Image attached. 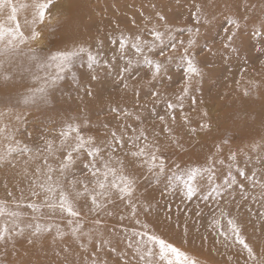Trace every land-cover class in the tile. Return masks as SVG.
Instances as JSON below:
<instances>
[{"label": "rangeland", "instance_id": "rangeland-1", "mask_svg": "<svg viewBox=\"0 0 264 264\" xmlns=\"http://www.w3.org/2000/svg\"><path fill=\"white\" fill-rule=\"evenodd\" d=\"M80 1L56 0L51 19H46L43 25H34L39 33L35 40H28L18 50L10 49L0 55V59L5 62L4 68L8 67L6 74L10 76L5 81L2 78L5 73L0 72V110L7 112L9 108L12 109L13 115L6 117L4 123L15 132L17 139L34 149L43 148L45 140L54 139L58 143L63 127L83 121L87 124L83 134L97 136L99 141L113 129H118L119 124L127 122L137 128L143 127L150 140L153 133H160L158 144L169 165L176 163L184 167L203 164L215 150V145L226 138L229 143L223 147L221 155L226 158L230 150L239 152L243 149L246 155L241 153L238 156L241 167H246L249 174L256 170L259 176L264 177V150L250 149L253 141L260 142L261 137H264V54L258 51L264 46V39L253 37L251 22L255 20L258 26L259 21L264 20V0H82L81 4ZM13 2L19 5L31 3V0ZM196 5L201 9V20L207 19L211 21L210 24H197L193 19ZM30 12L31 9H22L17 14L26 35H30V28L24 22L26 19L31 20ZM157 13L167 18L170 28L185 29L182 33L174 32L178 41L183 40L187 45L190 36L196 40L191 51L198 62L197 66L204 73L203 77L192 81L189 94L183 99V108L178 106L173 111L175 121L166 117L171 133L160 132L161 122L157 114L165 115L167 101L176 103V97L184 87L185 65L179 60L182 52L179 48L175 53H169L176 58L168 64V74L162 80L153 81L146 66H137L136 71L129 76L128 88L125 89L116 75L123 62L117 60L116 69L111 74L107 69H94L95 74L101 77V82L97 84L90 81L92 71L87 68L86 57H83L74 59L72 66L60 73L63 79L46 89L44 95L49 103L44 102L41 94H36L28 103L24 102L32 96L27 89L35 86L33 75L45 77L46 74H56L55 63L47 59L56 51L73 50L84 45L93 52H101L102 60L110 59L117 47L111 41L121 33L135 35L153 25L163 31L164 22L157 20ZM8 14L9 10L0 13V21H5ZM241 17L249 18V22L245 24ZM229 18L241 23L237 44L242 41L243 46L238 53L222 47L225 29L229 32L232 30L228 24ZM189 28L193 34L199 28V33L191 35L187 31ZM208 48L211 51H207ZM129 54L134 55L131 49ZM16 55H19L17 60ZM153 58L164 60L158 52ZM38 62L52 63V67L38 69ZM17 65L23 73L16 68ZM254 86H259L258 90ZM88 87L92 89L91 96L85 94L84 89ZM246 90L250 92L248 96L244 95ZM154 91L161 93L159 99L152 96ZM255 107L259 114L253 120L248 118L245 110ZM123 111L138 113L141 122L126 120ZM17 115L20 116L19 120L15 118ZM256 119L258 124L253 127ZM240 121L242 123L238 125ZM200 124L209 127L200 128ZM192 128L196 129V133H191ZM6 143L0 144V150ZM25 159L16 157L12 163H0V200L7 201L8 208L13 210L15 205L7 196L8 192H13L14 197L19 198L22 189L25 197L28 196ZM129 170L142 173L135 195L141 203L153 205L154 210L147 216L150 230L167 238L198 264H255L248 260L247 253L242 252L239 245L226 244L223 240L214 242L209 232L210 212L215 207L211 201L206 207L198 199L182 203L178 194L162 198V184L157 186L153 183L143 169ZM241 184L245 186L243 192L240 190ZM225 198L231 202L229 206L238 218L242 234L259 261L264 258V218L260 216V212H264V200L260 198V189H253L249 181L237 176L236 185ZM169 206L170 215L167 211ZM19 210L31 215V210L27 208ZM106 211L112 215L101 212V224L97 226L91 223L96 217L87 213V208L84 209L85 229L94 230L106 242L98 251L95 242L89 245L85 253L70 236L61 241L53 239L54 233L33 237L26 230L23 235L15 236L9 242H0V264H85L86 258L90 260L94 252L101 264L105 261L107 264H122L120 258H124L128 264H141L138 256L133 255L134 249L127 247L131 230L138 229V226L130 219H120L121 215H129L124 204L117 199ZM197 211L201 212L200 216L196 215ZM139 218L141 222L146 219L142 212ZM4 219L7 217L0 218V223ZM24 222H28L27 218ZM205 236L208 237L206 241L202 240ZM30 239L32 243H29ZM66 245L71 249L68 252L62 251ZM113 248L116 249L114 252L111 251Z\"/></svg>", "mask_w": 264, "mask_h": 264}, {"label": "snow or ice", "instance_id": "snow-or-ice-1", "mask_svg": "<svg viewBox=\"0 0 264 264\" xmlns=\"http://www.w3.org/2000/svg\"><path fill=\"white\" fill-rule=\"evenodd\" d=\"M55 5L56 0H31V3L19 5L13 0H0V13L9 10L6 21H0V55H4L10 49L19 48L28 40H35L39 33L34 25H43L46 19H51V10ZM195 7L197 11L192 17L196 23L210 24L211 21L207 19L201 20L200 6ZM22 9L32 10L31 20L26 19L24 22L30 28V35H26L18 20V11ZM156 18L164 22L163 31L153 25L135 35L121 33L117 39L111 41L117 47L110 59L102 60L101 52H93L84 45L52 54L47 59L55 63L56 74H46L45 77L33 75L35 86L27 89L32 96L26 98L24 102L28 103L36 94H41L44 102L49 103L44 95L46 89L63 79L60 73L69 69L74 59L83 57H86L87 68L92 71L90 81H95L97 84L101 82V77L95 74L94 69H107L111 74L116 69L117 60L123 62L116 75L125 89L128 88L129 76L136 71L137 66H146V71L151 74L153 81L162 80L168 74V64L176 58L169 53H175L179 48L182 49L179 60L185 65L184 87L181 94L176 97V103L167 101L165 115L157 114L161 122L160 132L171 133L172 129L166 117H171L175 121L173 111L178 106L183 108V99L188 96L192 81L203 77L204 73L197 66L198 62L191 51L196 40L190 36L185 45L183 40L178 41L174 35V32L182 33L185 29L170 28L167 18L160 13L156 14ZM241 19L245 24L249 22L247 17ZM251 22L253 37L258 40L264 39V20L259 21L258 26L255 20ZM228 24L232 26V30L229 32L227 28L225 29L226 36L222 47L232 53H238L243 46L242 41L237 44L241 23L237 19L229 18ZM187 31L191 35H197L199 28L196 29L195 34L192 33L191 28ZM129 49L134 55L129 54ZM207 51H211V48ZM258 51L264 54V46L258 48ZM157 52L160 57H164V60L153 58ZM36 66L42 70L45 67L51 68L52 63L38 62ZM0 72L5 73L3 80L10 79L6 74L3 60H0ZM73 79L77 78L73 77ZM254 87L258 90L259 86ZM84 91L86 95H93L91 87ZM249 94L248 90L244 93L245 96ZM152 96L159 99L161 93L154 91ZM12 115L11 108L7 112L0 110V144L7 142L3 144V150H0V163H12L16 157H26L24 164L25 175L28 178V196L25 197L22 189L19 198L14 197L13 192L7 193L12 204L15 205V210L8 208L7 201L0 200V218L7 217L0 223V242H9L15 236L23 235L27 230L33 237L54 233L53 239L61 241L70 236L74 242H78L79 249L85 253L88 252L89 245L95 242L98 251L106 242L94 230L85 229L84 209L87 208V213L96 217L91 223L99 226L101 224L99 214L106 212L107 215H112L106 210L118 199L129 212L127 217L121 215L120 219H130L138 226V229L131 230L127 247L134 249L133 255L138 256L141 264H198L167 238L150 230L147 216L154 210L153 205L141 203L135 195L142 173L129 170L138 168L145 170L157 186L163 185L162 198L178 194L182 203L198 199L206 207L211 201L215 207L210 212L209 232L214 242L219 243L223 240L226 244L239 245L241 251L247 253L248 260L255 264H264V258L257 261L253 248L242 234L237 216L233 215L229 206L231 202L225 198L233 190L239 176L249 181L253 189L259 188L260 198L264 200V177L259 176L256 170L249 174L246 167H241L238 156L244 153L243 149L239 152L230 150L226 158L221 155L223 147L229 143L228 139H222L216 144L215 150L203 164L182 167L180 164L167 163L158 144L159 132L153 133L150 140L143 127L137 128L132 123L119 124L118 129H113L99 141L96 137L83 134L84 129L87 128L85 122L70 123L61 129L58 143L54 139L45 140L43 148L34 149L17 139L15 132L4 123L5 118ZM122 115L126 120L141 122L138 113L123 111ZM15 118L19 120L20 116L17 115ZM207 127L209 125L200 124V128ZM190 131L196 133L195 128ZM250 149L264 150V137H261L260 142L253 141ZM240 190L245 191L243 184L240 185ZM21 208L31 210V215L20 211ZM167 211L170 215V206ZM141 212L146 218L144 222L139 218ZM196 215L200 216L201 212L197 211ZM260 216L264 218V212H260ZM25 218L28 220L27 223L24 222ZM207 239V236L202 237L204 241ZM32 242L30 239L29 243ZM70 250L69 245L62 249L64 252ZM115 250L111 249L113 252ZM120 259L122 264H128L124 258ZM85 264H101V261L94 252L90 260L86 258ZM104 264L107 262L105 261Z\"/></svg>", "mask_w": 264, "mask_h": 264}, {"label": "bare ground", "instance_id": "bare-ground-1", "mask_svg": "<svg viewBox=\"0 0 264 264\" xmlns=\"http://www.w3.org/2000/svg\"><path fill=\"white\" fill-rule=\"evenodd\" d=\"M131 2H133V1H131ZM131 2L129 3V4H131ZM135 3H136V1H134ZM82 3V0L80 1V4ZM132 6V5H131ZM31 13V12H30ZM29 13V15H31ZM90 13V12H89ZM28 14V13H27ZM79 15V14H78ZM134 15V14H133ZM21 16V15H20ZM20 20V19H19ZM89 20V19H88ZM87 20V21H88ZM6 21V20H5ZM24 22V21H23ZM22 22V23H23ZM85 22V21H84ZM37 25V24H36ZM84 25V24H83ZM88 25V24H87ZM23 26V25H22ZM84 27V26H83ZM86 27V26H85ZM135 27V26H134ZM90 28V27H89ZM56 29V28H55ZM25 31V30H24ZM120 31H122V30H120ZM128 31V30H127ZM28 32V31H27ZM59 32H61V31H59ZM123 32V31H122ZM131 32V31H130ZM133 32H135V31H133ZM138 32V31H137ZM136 32V33H137ZM140 32V31H139ZM29 33V32H28ZM104 40V39H103ZM51 41V40H50ZM83 43V42H82ZM27 46V45H26ZM89 47V46H88ZM90 48V47H89ZM17 50H18V48H17ZM60 50H63V49H60ZM10 51V50H9ZM13 51V50H12ZM24 51V50H23ZM16 52V51H15ZM18 52V51H17ZM19 52H21V50L19 51ZM57 52V51H56ZM22 53V52H21ZM23 53H25V52H23ZM29 53V52H28ZM18 54H20V53H18ZM26 54V53H25ZM10 55V54H9ZM28 55V54H27ZM26 55V56H27ZM17 56V55H16ZM21 56V55H20ZM28 56H30V55H28ZM31 56H33V55H31ZM30 56V57H31ZM7 57V56H6ZM9 57V56H8ZM18 57H19V55L17 56V58H16V60L18 59ZM23 57H24V55H23ZM3 58V57H2ZM5 58V57H4ZM26 58V57H25ZM29 58V57H28ZM9 59V58H8ZM13 59V58H12ZM1 60V59H0ZM5 60L7 61V59L5 58ZM10 61V60H9ZM12 61V60H11ZM26 61H27V59H26ZM13 62H14V60H13ZM18 62H20V60L18 61ZM23 62V61H22ZM5 63V62H4ZM12 63V62H11ZM9 64V63H8ZM14 64H15V62H14ZM32 64V63H31ZM10 65V64H9ZM22 65V64H21ZM20 65V66H21ZM25 65H26V62H25ZM28 65V64H27ZM35 65V64H34ZM19 66V67H20ZM24 66V65H23ZM31 66V65H30ZM5 67V66H4ZM11 67H12V69H13V66L11 65ZM11 67H9V68H11ZM18 67V65L16 66V68ZM27 67V66H26ZM25 67V68H26ZM8 68V67H7ZM6 68V69H7ZM15 68V67H14ZM33 67H31V69H32ZM18 70L20 69V68H17ZM27 69V68H26ZM30 69V70H31ZM9 70V69H8ZM21 70V69H20ZM25 70V69H24ZM13 71H15L14 69H13ZM17 71V70H16ZM23 70H21V72H22ZM20 72V71H19ZM23 73V72H22ZM24 73H26L25 71H24ZM12 74H13V72H12ZM16 74V73H15ZM19 74V73H18ZM15 76V75H14ZM17 76H19V75H17ZM14 79V78H13ZM15 80V79H14ZM8 81V80H7ZM11 82V81H10ZM9 82V83H10ZM9 83H7V85L9 84ZM11 85L13 84V83H10ZM9 84V85H10ZM7 87V86H6ZM257 108L255 107V109L253 108V109H248V111L247 110H245L246 111V114H248V118L250 117L251 119H255V116H256V114L258 113L259 114V112H258V110H256ZM254 111H256L255 113H253ZM258 118H260V117H258ZM258 121H257V119L255 120V122L253 121V127H255L258 123H257ZM241 121L238 123V125H241ZM256 123V124H255ZM104 135V134H103ZM94 137V136H93ZM96 138H98L97 136H95ZM103 139V138H102ZM164 148V147H163ZM161 150V149H160ZM117 212H119V211H117Z\"/></svg>", "mask_w": 264, "mask_h": 264}]
</instances>
